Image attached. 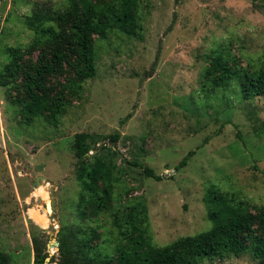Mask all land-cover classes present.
<instances>
[{"label": "rangeland", "instance_id": "obj_1", "mask_svg": "<svg viewBox=\"0 0 264 264\" xmlns=\"http://www.w3.org/2000/svg\"><path fill=\"white\" fill-rule=\"evenodd\" d=\"M43 1L66 4L0 0V66L8 48L31 41L25 18ZM141 1L143 30L96 39L97 76L57 127L44 119L24 123L0 87V253L9 256L8 264H36L38 257L59 264L60 234L79 226L96 228L98 250L115 256L126 243L113 226L115 214L140 204L156 246L209 230L211 191L252 212L264 208V97H236L235 84L209 93L200 82L219 54L242 69L262 66L264 0ZM78 134L113 147L109 158L118 166L113 209L80 224ZM190 152L195 155L177 170ZM146 168L169 176L158 181ZM198 264L264 261L246 253Z\"/></svg>", "mask_w": 264, "mask_h": 264}, {"label": "trees", "instance_id": "obj_2", "mask_svg": "<svg viewBox=\"0 0 264 264\" xmlns=\"http://www.w3.org/2000/svg\"><path fill=\"white\" fill-rule=\"evenodd\" d=\"M65 2L63 8L48 1L35 2L25 18L33 34L31 41L8 48V61L0 66V87L27 125L44 119L57 127L73 102L84 96L85 85L98 72L97 38L107 39L112 31L135 37L143 30L141 0ZM200 82L209 93L229 90L235 84L236 97H264V63L257 69H242L219 54L211 58ZM92 143L86 134H78L73 143L75 176L81 187L79 224L113 209L118 180V166L109 158L113 147H99L95 140ZM193 155L195 152H190L177 170L186 167ZM145 170L151 178L163 179L149 168ZM207 199L212 222L207 231L156 246L147 232V207L140 204L128 207L121 217L115 214L113 226L126 241L118 246L115 256L98 250L101 233L96 228L79 226L60 234L59 264H198L206 258L225 260L246 253L264 261V208L252 212L247 204L217 191H211ZM43 261L38 257L35 263ZM8 262L9 256L0 253V264Z\"/></svg>", "mask_w": 264, "mask_h": 264}, {"label": "water", "instance_id": "obj_3", "mask_svg": "<svg viewBox=\"0 0 264 264\" xmlns=\"http://www.w3.org/2000/svg\"><path fill=\"white\" fill-rule=\"evenodd\" d=\"M173 173H174V172H172V174H173ZM167 176H169V174H165V175H163L162 177L165 178V177H167ZM38 183H40L39 180H38ZM47 207H49V204H47ZM57 244H58V243H57ZM47 259H48V261H50V258H47Z\"/></svg>", "mask_w": 264, "mask_h": 264}, {"label": "bare ground", "instance_id": "obj_4", "mask_svg": "<svg viewBox=\"0 0 264 264\" xmlns=\"http://www.w3.org/2000/svg\"><path fill=\"white\" fill-rule=\"evenodd\" d=\"M47 198H48V196H47ZM48 202V201H47ZM48 204V203H47Z\"/></svg>", "mask_w": 264, "mask_h": 264}]
</instances>
